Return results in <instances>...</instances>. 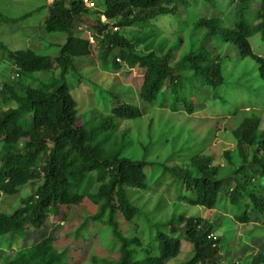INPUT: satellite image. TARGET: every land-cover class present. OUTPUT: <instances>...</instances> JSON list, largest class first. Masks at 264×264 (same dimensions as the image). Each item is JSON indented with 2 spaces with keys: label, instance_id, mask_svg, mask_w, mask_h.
Segmentation results:
<instances>
[{
  "label": "trees",
  "instance_id": "obj_1",
  "mask_svg": "<svg viewBox=\"0 0 264 264\" xmlns=\"http://www.w3.org/2000/svg\"><path fill=\"white\" fill-rule=\"evenodd\" d=\"M198 1L204 8L209 6V14L192 11ZM252 3L103 0V9L92 10L82 0H54L47 4L44 29L64 36L57 54H38L29 48L10 50L0 42L4 58L14 64L22 85L20 89L10 83L0 87V102H15V106L0 107L1 264H66L53 237L45 235L30 245L24 241L29 233L43 227L48 216L60 221L66 208L84 199L95 207L91 219L98 242L87 254L89 261L81 264H168L183 248L193 252L187 264H221L223 240L214 234L218 225L200 216L185 218L179 207L183 204L210 211L222 201L224 211L217 214L222 224L246 223L249 213L264 217V159L259 154L264 150V129L259 128V108L244 110L242 121L231 129L239 159L231 160L229 150L224 155L232 166L219 171L212 157L190 155L182 168L148 158L155 141L152 116H143L139 106L124 101L115 106L118 95L109 91L103 97L107 100L104 109L91 106V101V105L84 104L82 99H75L66 74L74 70V59L90 54V47L96 46L95 62L101 68L112 55L106 68L118 69L115 58L119 57L141 71L138 98L145 105L193 114L198 108L189 98L196 89L211 86L224 103L230 97L219 94L218 88L227 82L230 86L229 80L236 76L234 85H245L255 92L256 87L247 84L251 77L248 81L246 77L257 70L264 88V54L252 49L257 34L264 44V0L256 9ZM101 16L107 21L101 22ZM0 17L3 22L18 20L1 13ZM160 17L173 18L186 27L174 31L176 42L169 47L165 37H158V47L150 49L155 33L153 26L145 25ZM113 19L117 22L111 23ZM140 22L144 24L133 36L123 33ZM113 25L119 29L112 31ZM85 29L93 30L96 45L80 37ZM139 44L150 50L135 49ZM183 44L186 51L177 57L176 51ZM163 49L166 52L161 53ZM225 60L240 65L234 69L233 78L227 79L222 73ZM56 69V76L38 78L36 85L26 82L35 73ZM244 98L252 101L250 95ZM248 162L253 167H248ZM29 184L33 189L26 191ZM129 188L169 196L168 218L149 221V216L130 200ZM16 197L19 204L8 211L6 205L11 206ZM116 214L126 222L146 217L141 234L122 233ZM251 264H264V251H259Z\"/></svg>",
  "mask_w": 264,
  "mask_h": 264
},
{
  "label": "rangeland",
  "instance_id": "obj_2",
  "mask_svg": "<svg viewBox=\"0 0 264 264\" xmlns=\"http://www.w3.org/2000/svg\"><path fill=\"white\" fill-rule=\"evenodd\" d=\"M259 2L260 0H253L252 7L258 8ZM89 7L92 10L103 9V0H90ZM209 10V6L206 8L200 6L199 1L192 8L193 12L205 15L209 14ZM0 13L7 18H18V20L13 22H3L0 17V42L7 49L18 50L29 48L38 54L55 55L64 42V36L60 33H50L44 29V19L48 15L46 0H0ZM28 13L30 14L27 17L20 18ZM184 13L186 14V12ZM100 20L103 23L107 21L104 16H101ZM115 22H117L116 19L111 20V23ZM140 24L144 23L134 24L122 31L128 37L133 36V34L139 31ZM145 26L148 28L153 26L152 30L155 33V37L151 42L155 47H150V49L158 47L157 42L161 40L158 37H165L167 39L166 45L169 47V44L176 42L174 31H182L186 27L183 22H176L170 17L148 20ZM111 29L115 31L119 28L113 25ZM80 37H86L90 43L96 45L93 30L85 29L80 34ZM135 49L143 52L150 50L141 44L135 46ZM252 49L255 52L264 54V44L260 40L259 34L253 39ZM90 50V54L74 59V70L71 69L66 74V79L74 92L75 99H82L85 102L84 104H90L91 101V106L104 109L107 100L104 101L103 97L105 98L107 95L106 91H109L118 95L117 100L114 102L115 106L124 101L139 106L143 111V116L147 118L152 116L151 135L155 141L150 146L149 159L164 161L170 165L177 164L183 168L189 162L190 155H206L212 157V164L218 165L219 171H224L226 167L232 166L224 155L225 150H229L231 160L237 162L239 159L235 146L236 138L231 129H234L242 121L243 111L250 107L259 108L257 111L260 115L259 128L264 129V91H262L264 88H261L263 82L258 76L257 70L246 77L247 81L251 77V82L247 84L250 87H256L255 92L258 91V93H255L245 85L233 84L234 79L237 78V76L233 78L234 69H240L238 67L240 65L237 62L225 60L223 62L222 73L225 78L228 79L230 77L233 79L229 80L230 86L227 85L228 82L220 85L218 93L221 95L227 94L230 99L221 103L222 101L216 97L211 86H203L198 91L196 89L194 91L195 95L189 98L197 106L198 110L193 114H186L184 112L169 111L157 104H143L138 98V87L142 77L141 71L135 66L127 65L119 57L115 58V61L120 65L118 69L106 68L111 65L112 55L106 62L102 63L105 68H101L95 62L96 46H91ZM185 51L186 44H183L176 51V56L178 55L177 57H179ZM229 51L227 50V53ZM163 52H166V49L161 51V53ZM215 55H217L216 52ZM57 74L58 69L38 72L34 74L32 80L29 79L26 82L36 85L38 78L47 80ZM20 82L21 79L16 75L14 64L9 59L4 58L3 49L1 48L0 87L4 83H10L16 89H20L22 87ZM238 88L240 89V95L237 92ZM99 93H101V96H99ZM235 94L236 96H234ZM245 94L252 96L251 102L244 100ZM92 95L94 99L90 98ZM241 98L244 99L242 100ZM234 99L236 101H233ZM9 106H15V102L10 101L5 105L0 102L2 109ZM174 151H177V154H174ZM172 153L174 156H170ZM259 154L261 155L260 158L264 159V150L259 152ZM249 156L248 159L250 158ZM247 165L250 168L253 167L250 162ZM234 183L232 181L231 185L233 186ZM30 189H33V185L31 184L25 188L26 191ZM25 190H22L23 194ZM128 196L132 203L141 208L149 216V221L164 222L168 218L170 210L168 206L170 202L169 196L159 192L143 191L136 188H129ZM222 203L221 201L218 207L210 211L202 207L185 206L183 204L179 207V210L182 211L185 218L200 216L203 220H208L218 225L214 234L223 240L220 258L221 264H251L257 253L261 250L264 251V217L259 213H249V221L246 223L228 221L222 224L221 219L217 216L218 212L224 211ZM11 204V206L6 205V207L10 208L8 211H11L14 207L16 208L19 204L17 197ZM94 211L95 207L88 200L84 199L80 203L66 208L60 221H54L48 216L45 224L39 231L28 234L24 244L30 245L37 239L49 235L53 237V244L62 254V258L66 264H81L83 261L87 263L89 261L87 259L88 252L98 242V239L94 237V221L91 219ZM116 218L119 223V230L127 236L133 233L141 234L145 226V219L147 220L146 217L138 216L132 222H126L119 214H116ZM224 224L227 225V228H225ZM181 225L183 227L185 223ZM179 233L182 234V231L180 230ZM3 241V243L7 242ZM5 245V249L8 248V244L6 243ZM192 256L193 252L191 250L183 248L182 252L171 259L168 264H187Z\"/></svg>",
  "mask_w": 264,
  "mask_h": 264
},
{
  "label": "built area",
  "instance_id": "obj_3",
  "mask_svg": "<svg viewBox=\"0 0 264 264\" xmlns=\"http://www.w3.org/2000/svg\"><path fill=\"white\" fill-rule=\"evenodd\" d=\"M47 1V4H51L52 2H54V0H46ZM83 3L86 5V6H90V0H82Z\"/></svg>",
  "mask_w": 264,
  "mask_h": 264
},
{
  "label": "clouds",
  "instance_id": "obj_4",
  "mask_svg": "<svg viewBox=\"0 0 264 264\" xmlns=\"http://www.w3.org/2000/svg\"><path fill=\"white\" fill-rule=\"evenodd\" d=\"M83 2V1H82ZM46 4H47V1H46ZM88 7V6H87ZM249 109V108H248Z\"/></svg>",
  "mask_w": 264,
  "mask_h": 264
}]
</instances>
